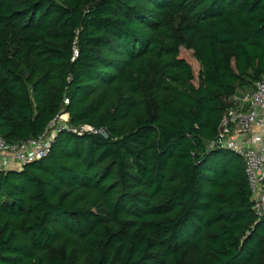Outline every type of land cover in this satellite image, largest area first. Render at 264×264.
<instances>
[{
	"label": "trees",
	"instance_id": "1",
	"mask_svg": "<svg viewBox=\"0 0 264 264\" xmlns=\"http://www.w3.org/2000/svg\"><path fill=\"white\" fill-rule=\"evenodd\" d=\"M263 75L264 0H0V137L67 115L0 170V264H264L243 162L206 147Z\"/></svg>",
	"mask_w": 264,
	"mask_h": 264
},
{
	"label": "built area",
	"instance_id": "2",
	"mask_svg": "<svg viewBox=\"0 0 264 264\" xmlns=\"http://www.w3.org/2000/svg\"><path fill=\"white\" fill-rule=\"evenodd\" d=\"M37 139L8 145L0 137V170H20L23 166L45 157L54 136L66 125L54 127ZM81 131L99 133L88 126ZM207 148H220L236 154L243 162L252 210L257 219L264 218V75L251 89L242 90L229 100L220 120L217 137Z\"/></svg>",
	"mask_w": 264,
	"mask_h": 264
},
{
	"label": "rangeland",
	"instance_id": "3",
	"mask_svg": "<svg viewBox=\"0 0 264 264\" xmlns=\"http://www.w3.org/2000/svg\"><path fill=\"white\" fill-rule=\"evenodd\" d=\"M182 57H184L185 59H187L191 64H192V68L194 71V76L196 79L197 76V72H198V67L192 62V58H191V53L187 52V51H183L182 52ZM196 83V80L195 82ZM54 127H60L62 125H67V115L63 114L61 115L58 120L54 123Z\"/></svg>",
	"mask_w": 264,
	"mask_h": 264
},
{
	"label": "bare ground",
	"instance_id": "4",
	"mask_svg": "<svg viewBox=\"0 0 264 264\" xmlns=\"http://www.w3.org/2000/svg\"><path fill=\"white\" fill-rule=\"evenodd\" d=\"M258 220H260V219H258Z\"/></svg>",
	"mask_w": 264,
	"mask_h": 264
}]
</instances>
